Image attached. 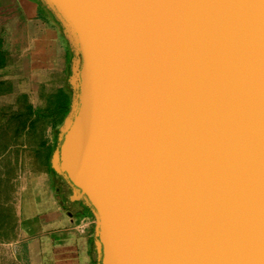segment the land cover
Here are the masks:
<instances>
[{
    "label": "water",
    "instance_id": "95a60500",
    "mask_svg": "<svg viewBox=\"0 0 264 264\" xmlns=\"http://www.w3.org/2000/svg\"><path fill=\"white\" fill-rule=\"evenodd\" d=\"M74 52L51 155L98 264H264V0H42Z\"/></svg>",
    "mask_w": 264,
    "mask_h": 264
},
{
    "label": "crops",
    "instance_id": "0c3cea01",
    "mask_svg": "<svg viewBox=\"0 0 264 264\" xmlns=\"http://www.w3.org/2000/svg\"><path fill=\"white\" fill-rule=\"evenodd\" d=\"M10 1L16 2V14L8 21V47L14 54L10 73L20 63V77L31 84L22 93L35 111L51 113L46 122L57 128L65 118V96L73 90V49L62 25L38 1ZM37 177L19 199L13 194L0 199V264L6 254L17 264H98L93 212L83 201L72 200V190H62L55 177L49 183L48 168Z\"/></svg>",
    "mask_w": 264,
    "mask_h": 264
},
{
    "label": "rangeland",
    "instance_id": "374dc122",
    "mask_svg": "<svg viewBox=\"0 0 264 264\" xmlns=\"http://www.w3.org/2000/svg\"><path fill=\"white\" fill-rule=\"evenodd\" d=\"M15 9L16 2L0 0V34L5 35L7 46L12 38L9 34V16L16 14ZM12 57H14V54H12ZM17 65L12 69V74L10 73V65L6 71L9 77L14 78L15 92L0 97V104H4V106L13 103L8 112L10 114L11 110L19 108L16 95L22 93L23 89H26L29 85L24 81V77H20V74H22L20 63ZM7 75H0V78L7 77ZM13 75L16 76L13 77ZM29 86L31 87V84ZM45 124L44 120L38 119L37 124L32 126L31 120H28L26 126L18 130V119L16 117L8 116V118L3 117L0 120V199H3L6 195L12 196V194L19 199L23 187L30 191V187L38 178L37 173L44 171L46 168L49 171V183L55 177L56 181H59L58 186L62 184L63 181L58 179L51 171L48 161L49 154L52 155L54 151V149L51 150L53 143L59 141L58 136L61 125L53 128L50 124ZM1 263L17 264L8 254L1 259Z\"/></svg>",
    "mask_w": 264,
    "mask_h": 264
},
{
    "label": "trees",
    "instance_id": "16d2710c",
    "mask_svg": "<svg viewBox=\"0 0 264 264\" xmlns=\"http://www.w3.org/2000/svg\"><path fill=\"white\" fill-rule=\"evenodd\" d=\"M38 1V3L45 9L47 10L58 22V24L61 26L60 21L55 17L54 13L52 12V10L42 1V0H36ZM12 62V56H11V51L9 49V47L6 44V39H5V35H1L0 34V75H7L8 72L7 68L9 66V64ZM14 78L9 77L7 75V77H2L0 78V97H4L8 94H12L14 93ZM74 92V90H72L71 94L68 96L66 94L65 96V101H64V105H63V109H61V113L66 116L70 110L71 107V96L72 93ZM17 98V105H19V108L17 110H11V114L8 113L10 107H12L13 103H9L7 106H4V104H0V120L3 119V117L8 118V116H13L14 118L16 117L18 119V125L17 128L18 130L21 128H24V126H26L28 120H31V125L35 126L37 124V120L41 119L45 121V125L48 124V122H46V120L48 121L49 119L52 118V114L48 113L46 110L44 109H40L38 111H35L32 103L29 101L28 95L26 93H20L18 95H16ZM45 143V141H43ZM58 145V141H55L51 147L52 149H55V147ZM50 157L51 154H49L48 156V161H49V165H50V169L51 171L58 177L61 178L62 180H64V178L58 174L57 172H55V170L53 169L52 165H51V161H50ZM65 181V180H64ZM72 188V187H71ZM73 191V188H72ZM88 207V206H87ZM89 210H91L88 207Z\"/></svg>",
    "mask_w": 264,
    "mask_h": 264
},
{
    "label": "flooded vegetation",
    "instance_id": "af4514ba",
    "mask_svg": "<svg viewBox=\"0 0 264 264\" xmlns=\"http://www.w3.org/2000/svg\"><path fill=\"white\" fill-rule=\"evenodd\" d=\"M59 187H60L62 190H65V191H67V190H69V189L72 190L71 186H70L66 181H63L62 184H61ZM71 193H72V192H71Z\"/></svg>",
    "mask_w": 264,
    "mask_h": 264
}]
</instances>
